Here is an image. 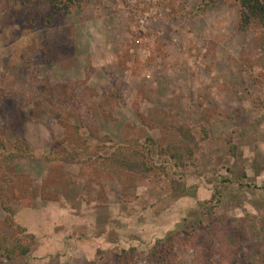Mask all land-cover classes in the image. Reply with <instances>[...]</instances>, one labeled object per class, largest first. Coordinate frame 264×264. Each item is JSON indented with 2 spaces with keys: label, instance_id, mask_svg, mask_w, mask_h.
I'll use <instances>...</instances> for the list:
<instances>
[{
  "label": "rangeland",
  "instance_id": "obj_1",
  "mask_svg": "<svg viewBox=\"0 0 264 264\" xmlns=\"http://www.w3.org/2000/svg\"><path fill=\"white\" fill-rule=\"evenodd\" d=\"M239 11L0 0V236H35L0 264H154L159 239L175 264H264V30ZM179 128L184 165L162 151ZM117 146L154 170L112 163Z\"/></svg>",
  "mask_w": 264,
  "mask_h": 264
},
{
  "label": "trees",
  "instance_id": "obj_2",
  "mask_svg": "<svg viewBox=\"0 0 264 264\" xmlns=\"http://www.w3.org/2000/svg\"><path fill=\"white\" fill-rule=\"evenodd\" d=\"M55 10L66 12L74 5L81 6L84 0H44ZM239 4V29L248 30L254 25L260 26L264 30V0H236ZM83 124L87 126L84 122ZM91 131H94L91 129ZM180 134L185 139L183 147L167 146L162 149L163 154H169L176 160V163L184 165V158L192 159L194 151L190 146L195 141L194 135L184 128H179ZM96 133V132H95ZM25 147V146H24ZM22 152L26 153L29 145ZM112 163L129 171L139 174H146L154 170L155 166L151 164L149 155L138 149L130 147L117 146L109 155ZM10 211V210H9ZM200 223V221H198ZM21 238H14L10 235L0 236V258L15 259L19 256L27 255L32 250V244L35 236L33 234H23ZM130 253L123 251L118 254L119 258L125 259L124 264H133L129 258ZM150 258L154 264H175L176 256L173 246L168 242L159 239L155 242L150 252Z\"/></svg>",
  "mask_w": 264,
  "mask_h": 264
}]
</instances>
